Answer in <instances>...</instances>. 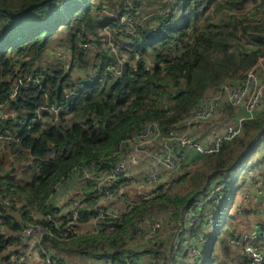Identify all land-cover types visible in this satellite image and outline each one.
<instances>
[{"label":"trees","instance_id":"trees-1","mask_svg":"<svg viewBox=\"0 0 264 264\" xmlns=\"http://www.w3.org/2000/svg\"><path fill=\"white\" fill-rule=\"evenodd\" d=\"M217 1L0 0V104L7 114L0 122V131L8 130L19 138L14 145L17 164L40 171L39 177L34 174L30 180L38 182L37 187L25 189L14 183L13 166L5 169L1 156L0 169L6 174L0 179L7 180V190L15 186L28 191L29 203L41 207L74 167L98 166L149 121L158 122L165 130L178 125L206 91L227 79L243 77L264 55V20L244 24V19L230 18L227 11L232 7L221 2L208 13ZM147 9L151 13L144 16ZM122 16L137 22L136 37L120 34ZM110 28L126 42L124 47L117 44L121 56L118 49L107 45L113 39L107 31ZM240 36L252 39L258 48H242L236 41ZM64 46L71 50L70 67L45 62L49 49ZM236 47H240V55ZM214 50L220 52L217 60L212 57ZM146 59L153 65L149 70ZM28 77L40 82H24L16 99L8 100L17 81ZM109 79L105 98L101 86ZM71 90L77 91L75 97L69 95ZM49 102L64 107L60 117L55 119L45 112L46 121L34 120L38 108ZM263 136L264 116L247 120L242 133L220 152L203 157L211 172L206 180L245 166L242 159L256 152ZM205 175L200 179L195 176L193 190L182 198L169 196L162 185L158 197L136 205L123 222H118L117 232L73 239V248L87 253L112 248L124 251L125 234L134 218L173 208L178 214L189 197L203 188L200 185ZM95 215L93 208L81 209L80 220L85 222ZM218 228L206 252L210 264L219 259L215 255L217 241L225 252L231 250ZM10 230L19 231L18 224ZM16 240L0 233V254Z\"/></svg>","mask_w":264,"mask_h":264},{"label":"built area","instance_id":"built-area-1","mask_svg":"<svg viewBox=\"0 0 264 264\" xmlns=\"http://www.w3.org/2000/svg\"><path fill=\"white\" fill-rule=\"evenodd\" d=\"M253 1L254 13L256 12L257 18L263 21L264 0ZM103 8L107 9L106 6ZM227 13L231 17L236 14L235 11ZM120 22V34L133 37L138 35L137 22L131 17L122 16ZM248 46L250 49L258 48L252 39L248 40ZM49 50L47 53L53 64L70 67L72 55L69 47ZM236 54L240 55L241 49L236 50ZM263 61L264 55L259 57L258 62L247 70L243 77L227 79L218 88L206 91L197 106L178 125L165 130L158 122L149 121L134 135L123 140L106 160H100L98 166L93 164L74 167L72 172L80 171L86 182L93 186V209L96 215L90 220L91 229L83 228V222L80 220L82 207L77 196L70 199L71 209L66 218H61L51 211L46 202L41 206L42 221H28L19 225V239L23 250L15 254L12 264H76L62 253L61 243L91 235L117 232L118 222H123L136 205L153 201L161 194V186L166 179L175 182V176L183 173L198 158L220 152L227 143L242 133L247 120L264 116V70L261 69ZM152 66L148 62L147 70ZM108 70L112 71L113 68ZM34 80L40 82L32 77L25 81L19 79L8 100L16 99L21 84ZM75 92L77 91L71 90L69 95L75 97ZM3 106L1 103L0 122L7 118ZM229 106L234 113L238 110H244V113L218 133L199 138L197 131L205 123L227 111ZM63 110L62 105L49 102L38 108L37 118L34 120L46 121L43 116L45 112L57 119ZM233 115L229 114V117L232 118ZM19 142V138L14 137L8 130L0 131V157H3V165L18 167L14 145ZM190 153H193L194 157ZM245 166L240 165L224 172L214 183L205 184L188 199L178 214H173V219L169 213L163 211L150 213L142 219L134 218L132 227L125 234V242L135 239L136 246L125 245L124 251L121 252L113 248L92 252L94 264H141L133 252L146 254L151 264H174L181 247L178 264H182L185 258L189 264H202L206 260L210 237L220 225V214L227 189L239 178ZM255 175L256 170H251L246 175V183L249 181L256 188H261V180ZM134 187L137 188V195H126L125 192ZM122 199L125 200L124 207H117ZM0 200V208L1 205L9 210L16 208L13 200L4 197L1 189ZM13 225V220L0 209V233L9 234L8 229ZM262 236L264 220L249 235L231 236L230 249L237 255L245 256L249 264H264L262 246L252 242ZM36 252L39 254L38 260L35 259ZM10 261H6V264ZM4 262L5 259L0 254V264Z\"/></svg>","mask_w":264,"mask_h":264},{"label":"crops","instance_id":"crops-1","mask_svg":"<svg viewBox=\"0 0 264 264\" xmlns=\"http://www.w3.org/2000/svg\"><path fill=\"white\" fill-rule=\"evenodd\" d=\"M243 113L244 110H238L237 113L236 112L233 113L234 115L232 116V118L227 117V121L224 123H216L214 118L212 119L213 121L212 120L208 121L197 131V136L199 138H206L214 133H218L219 131L223 130L227 124L234 123L235 119ZM190 155L194 157L193 153H190ZM250 159H253L252 160L253 165L249 167V165L247 164L244 167V176L241 179L240 178L235 179L229 185L228 190L226 192L224 206L221 209L219 236L226 237L228 241L230 237L234 235H246V234L249 235L253 233L257 228L258 224L264 220V136L261 142H259L256 152L250 155L248 159H246V163H249ZM3 167L6 169L8 166L3 165ZM5 169H0V177L5 176L6 174V172H4ZM253 169L256 170L255 176L261 180L262 183L261 188H256L249 181L248 183H246L247 182L246 175ZM76 172L80 173V176L83 177L80 171H76ZM34 174H36V176L39 177L40 176L39 169L34 171L31 168H23L18 165L17 168H13V176H14L13 181L14 183L20 184L25 189L26 188L35 189L38 185V182H36L35 184L30 182ZM220 175L212 179L211 183H214ZM4 180L7 182L6 179ZM4 180L0 179V189L2 190V193L5 198L13 200L12 198L9 197V195L14 194V192H16V188L18 187L13 186L9 190H7ZM79 182L78 184L76 183V185H69L68 187H64V188L63 187L60 188L58 185L59 188L56 187L55 192L47 200L49 208L51 207L57 208L55 213H57L59 217L66 218V216L69 214V211L71 209L70 199L74 196L78 197L82 210L93 208V202L95 196L93 194L92 184H89L87 182L85 183H79ZM168 183H172V181L170 179H166V182L163 185L165 186V184L167 185ZM75 192H77L78 194ZM125 193H127L126 195L128 196L130 195V197L136 196L137 188L134 187L131 191H126ZM30 196L31 195L28 191H24L20 189L17 194L18 201H15L16 203L15 209L9 210L4 205H1L0 209L3 211V213L9 216L13 220L14 224H18V227L20 224L24 222L42 221L43 219L41 213V207H37L35 203L34 204L29 203L28 199ZM122 200L118 202V205H116L117 207H121V208L124 207L125 200L124 199ZM1 203L2 202L0 200V204ZM228 203L229 204L232 203V205L229 206ZM112 205L114 204L112 203ZM162 211L169 213L173 219V214H174L173 209L154 211L152 213H158ZM127 217L128 215L126 216V218ZM91 219L92 218H90L88 221L83 222V228L85 230L91 229V224H90ZM130 219H131L130 221L133 220V218L131 217ZM218 230L219 228L217 227L214 234H216ZM9 235L14 238H17V240L14 243H12L4 253H2V257L3 259H5L4 264H6V261H8L9 259L11 260L9 264L14 263L13 257L15 256V254L23 250V248L21 247L22 245L21 241L19 239V231L14 232L10 230ZM252 242L259 243L264 250V236H262L257 241L252 240ZM72 245L73 242L60 244L62 253L67 258H69L70 261L76 264H94V260L92 259V256H89V254L86 252L80 251V249H74ZM216 249L218 250V252H215V255L219 258L218 261L220 264H239V262L246 261L245 256L237 255L233 253L231 250L229 253L225 252L220 246V242L218 241L216 244ZM133 254L136 255V258L139 259V261H141V264H151V261L149 260L146 254H140L138 252H133ZM38 258H39V254L36 252L35 259L38 260ZM182 261H183L182 264H189V261L186 258L183 259Z\"/></svg>","mask_w":264,"mask_h":264},{"label":"rangeland","instance_id":"rangeland-1","mask_svg":"<svg viewBox=\"0 0 264 264\" xmlns=\"http://www.w3.org/2000/svg\"><path fill=\"white\" fill-rule=\"evenodd\" d=\"M219 2L225 3L227 5V7H232V9H228V11H235L236 12V14L234 16H232V17H234V19H236V18L244 19L243 20L244 24H251L252 25V24H254L255 22L258 21V18L255 15L256 12L254 13V9H253V3H254L253 0H219V1L215 2L210 7L208 13H212L214 11V8L217 6V4ZM237 3H240V5H237ZM149 13H151V10L147 9V10H145L143 12V15L144 16H146V14L150 15ZM208 15H211V14H208ZM229 17L231 18V16H229ZM206 19H208V18H206ZM206 19L203 20L204 23H205ZM252 22H254V23H252ZM203 26H205V24ZM107 31H109L111 33V37L113 38L111 40L112 43L109 42L107 44L108 47L111 48V49L113 48L114 51H116L118 49V52H117L118 56H121V54L119 53V48H118L117 44L120 43V44H122L121 47H124L126 45L125 44L126 42L124 41L123 37L116 36L117 34L115 32H113V30L111 28L108 29ZM248 40L249 39H246V37L242 38V36H240V38L238 40H236V41H237L238 45H242V48H250L248 46ZM238 48H240V47H236V50ZM212 57H213V59L217 60V58L220 57V52L217 51V50H214L213 53H212ZM123 60L124 61L127 60V56L125 54L123 56ZM128 60H129L130 63L132 62V57L130 55H129ZM146 61H147V63L149 62L148 59H146ZM45 62L47 64H53L50 61V56H49L48 53L45 55ZM261 69L264 70V61H263V68H261ZM75 72H79L80 73L81 71L80 70L79 71L75 70ZM81 73L83 74V72H81ZM110 83H111V79H109L105 84H103L101 86V88L104 89L103 93H104V97L105 98L107 97V91H108V88L110 87ZM172 104H173V102H172ZM168 105L169 104L167 102L165 104V106L167 107ZM233 113H234V111H233ZM233 113H232V110H231V108L229 106V107H227V111H224V112L220 113L215 118V122L216 123H224V122L227 121V117L229 118V114H233ZM76 119L78 121L81 120V118H79V116ZM242 160L244 162L246 159H242ZM252 160L253 159H250L249 163H247L249 165V167H251L253 165V161ZM205 163H206L205 158H198L197 161L195 163L189 165L183 171V173L177 174L175 176V182L168 183L167 185L165 184V186H164L165 193L168 194L171 197L176 196V195H178L179 198H182L183 196H188V194L194 188V187L191 186V182L195 180V176H198L199 179H200V178H202L204 176L205 172H206V175H205V177H204V179L202 181V184L200 186H203V185H205V183H208V182L210 183L211 180L216 178V177L211 178V180H209V181L206 180L207 176H209L211 174V172L207 169ZM243 176H244V171L241 173L239 178L241 179ZM78 182L79 183H85L86 180L84 179V177L80 176V173L74 172L69 177H67V178L65 177L64 179H62L58 183V185H59L60 188H62V187L64 188V187H68L69 185H76V183L78 184ZM58 185H57V187H58ZM19 190H20L19 188H16V192H14V194H12V195H9V197L13 199L14 203H15V201H18L17 194H18ZM75 193H77V192H75ZM178 196H176V197H178ZM226 202H227V200H226ZM231 205H232V203L229 204V206H231ZM175 209H177V208H175ZM128 225H129V227L131 226L129 223H128ZM128 231H129V229L126 232H128ZM72 241L73 240H71L69 242H72ZM69 242H65V243H69ZM136 242H137V240L133 239L130 242H127L126 245H128L127 247H134V246H136ZM67 247H68V245H67ZM82 247L86 248L84 246H82ZM92 252H96V251L92 250ZM92 252L88 253L89 256H92V254H91ZM181 252H182V247H181V250L178 252V254L176 256L174 264H178V259H179V256H180ZM202 264H210V263L207 260H205ZM213 264H218V261L214 260Z\"/></svg>","mask_w":264,"mask_h":264},{"label":"bare ground","instance_id":"bare-ground-1","mask_svg":"<svg viewBox=\"0 0 264 264\" xmlns=\"http://www.w3.org/2000/svg\"><path fill=\"white\" fill-rule=\"evenodd\" d=\"M91 236H93V235H91ZM69 242V241H68Z\"/></svg>","mask_w":264,"mask_h":264}]
</instances>
